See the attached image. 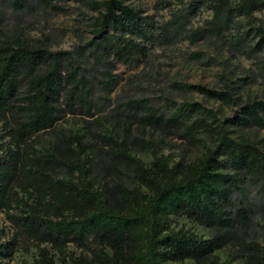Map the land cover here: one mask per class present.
<instances>
[{
	"label": "trees",
	"instance_id": "trees-1",
	"mask_svg": "<svg viewBox=\"0 0 264 264\" xmlns=\"http://www.w3.org/2000/svg\"><path fill=\"white\" fill-rule=\"evenodd\" d=\"M54 1L39 0L62 10ZM73 1L96 12L89 23L95 37L89 54L96 63L111 68L114 61L146 57L152 45L214 38L231 51L253 55L264 78V0H158L157 9L169 15L161 23L148 21L141 9L123 0ZM10 4L22 9L28 0ZM206 9L210 16L193 27L191 18ZM81 56L84 50L77 52ZM83 69L72 51L18 38L0 41V214L9 225L7 233L0 227V264H15L16 253L32 249L34 257L18 264H225L216 250L226 245L227 231L252 212L238 205L235 193L253 184L264 195V151L249 139L235 138L227 126L264 128V99L243 104L222 123L199 102L177 105L168 98L163 107L145 98L122 102L127 114L180 127L187 140L201 143L204 150L194 161L171 162L152 149V160L145 163L129 152L125 139L111 132L102 135L111 158L132 168L135 183L118 184L111 195L93 184L90 147L80 131L62 136L59 155L41 153L36 145L37 135L61 118V96L91 114L93 84ZM106 74L103 85L109 89L115 78ZM172 87L234 102L230 90L201 84ZM206 137L209 146L203 143ZM57 167L65 169V176L56 174ZM174 217L214 234L204 238L172 226ZM242 249L246 264H264V226L262 241L243 242Z\"/></svg>",
	"mask_w": 264,
	"mask_h": 264
},
{
	"label": "rangeland",
	"instance_id": "rangeland-1",
	"mask_svg": "<svg viewBox=\"0 0 264 264\" xmlns=\"http://www.w3.org/2000/svg\"><path fill=\"white\" fill-rule=\"evenodd\" d=\"M13 0H0V41L4 37L18 38L32 45L45 43L51 50H69L80 59L83 74L91 79L93 103L91 114L75 101L68 103L61 96L59 107L61 118L50 128L40 132L36 138L41 153L62 151V136L80 131L84 142L89 145V156L93 164L91 175L93 184L106 194L113 195L118 184L127 187L135 185L132 168L117 164L110 156V145L102 135L113 133L118 139H125L129 152L145 163L152 160L151 150L163 155L171 162L196 160L204 150L198 142H190L183 136L180 127L146 123L138 116L127 114L122 102L129 99H149L155 106L163 107L165 99H172L177 105L183 102H199L215 111L222 123L227 117H233L240 106L253 100L264 99V78L257 69L256 58L245 51H231L217 39L188 40L149 46L148 55L134 59L129 63L114 61L113 67L96 63L89 54L94 36L89 25L96 12L73 0H57L54 3L62 10H52L39 0H28L25 8H14ZM124 3L141 9L148 21L161 23L169 18L166 10L157 9L158 0H123ZM261 16V14H256ZM206 9L194 15L190 23L197 26L202 18L209 17ZM85 51V56L77 57V52ZM110 71L115 82L106 89L103 82ZM177 84H201L210 89L230 90L234 102L228 104L210 98L196 90L173 88ZM25 87L21 86L20 95ZM235 138H246L256 143L264 151V128L249 126L238 128L227 126ZM204 145L211 144L210 138L203 139ZM55 172L65 176V169L57 167ZM238 205L252 209L247 219H240L227 231L226 245L216 250L215 256L221 263L246 264L242 243L262 241L264 226V195L253 184L243 185L234 195ZM172 226L182 227L204 238L214 234L209 228L198 225L185 217H174ZM0 227L9 232V225L0 214ZM34 249L28 253L18 252L13 262L31 260ZM163 264H194L187 260L166 262Z\"/></svg>",
	"mask_w": 264,
	"mask_h": 264
}]
</instances>
